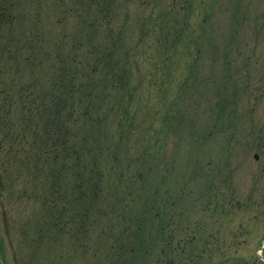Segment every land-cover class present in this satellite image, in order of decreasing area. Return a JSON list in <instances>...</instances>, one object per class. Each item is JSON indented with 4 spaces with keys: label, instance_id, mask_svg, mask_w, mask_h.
<instances>
[{
    "label": "rangeland",
    "instance_id": "374dc122",
    "mask_svg": "<svg viewBox=\"0 0 264 264\" xmlns=\"http://www.w3.org/2000/svg\"><path fill=\"white\" fill-rule=\"evenodd\" d=\"M59 1L20 0L19 32L38 26L44 46L87 41L90 30L83 37L78 20L59 21ZM114 7L106 40L92 26V41H106L128 79L125 90L112 91L110 76L96 77L107 98L103 186L110 196L120 188L115 150L146 149L134 189L159 209L142 217L149 250L134 264H264V0H120ZM25 64L18 80L29 76ZM4 240L0 264H15L16 241ZM172 248L184 251L172 256Z\"/></svg>",
    "mask_w": 264,
    "mask_h": 264
},
{
    "label": "trees",
    "instance_id": "16d2710c",
    "mask_svg": "<svg viewBox=\"0 0 264 264\" xmlns=\"http://www.w3.org/2000/svg\"><path fill=\"white\" fill-rule=\"evenodd\" d=\"M66 1H59L65 8L59 21L78 20L83 37L90 30L87 41L68 47L67 40L44 46L34 24L21 34L20 0H0V252L4 257L8 237L16 241L15 264H134L149 250L142 217L159 212L134 189L149 155L146 149L127 154L128 148L125 156L110 155L120 183L110 196L103 186L107 119L100 106L107 98L96 77L110 76L112 91L125 90L128 79L106 41H92V26L102 30L100 39L110 36L120 0H90L81 8ZM21 61L30 70L25 81L16 76ZM134 202L140 206H128ZM84 256L93 262L79 259Z\"/></svg>",
    "mask_w": 264,
    "mask_h": 264
},
{
    "label": "water",
    "instance_id": "95a60500",
    "mask_svg": "<svg viewBox=\"0 0 264 264\" xmlns=\"http://www.w3.org/2000/svg\"><path fill=\"white\" fill-rule=\"evenodd\" d=\"M256 157H258V155H256Z\"/></svg>",
    "mask_w": 264,
    "mask_h": 264
}]
</instances>
